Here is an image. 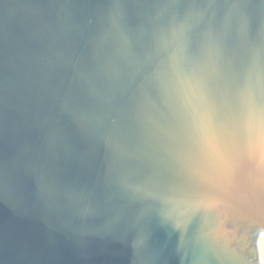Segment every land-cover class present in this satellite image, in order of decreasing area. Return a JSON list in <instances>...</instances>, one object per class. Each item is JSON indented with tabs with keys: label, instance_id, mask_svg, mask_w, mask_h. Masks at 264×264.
<instances>
[{
	"label": "water",
	"instance_id": "obj_1",
	"mask_svg": "<svg viewBox=\"0 0 264 264\" xmlns=\"http://www.w3.org/2000/svg\"><path fill=\"white\" fill-rule=\"evenodd\" d=\"M264 0H0V264H261Z\"/></svg>",
	"mask_w": 264,
	"mask_h": 264
},
{
	"label": "built area",
	"instance_id": "obj_2",
	"mask_svg": "<svg viewBox=\"0 0 264 264\" xmlns=\"http://www.w3.org/2000/svg\"><path fill=\"white\" fill-rule=\"evenodd\" d=\"M261 264H264V254L262 252V249H261Z\"/></svg>",
	"mask_w": 264,
	"mask_h": 264
},
{
	"label": "rangeland",
	"instance_id": "obj_3",
	"mask_svg": "<svg viewBox=\"0 0 264 264\" xmlns=\"http://www.w3.org/2000/svg\"><path fill=\"white\" fill-rule=\"evenodd\" d=\"M261 249H262V252L264 254V239H262V242H261Z\"/></svg>",
	"mask_w": 264,
	"mask_h": 264
},
{
	"label": "bare ground",
	"instance_id": "obj_4",
	"mask_svg": "<svg viewBox=\"0 0 264 264\" xmlns=\"http://www.w3.org/2000/svg\"><path fill=\"white\" fill-rule=\"evenodd\" d=\"M262 239H264V236H263V238Z\"/></svg>",
	"mask_w": 264,
	"mask_h": 264
}]
</instances>
